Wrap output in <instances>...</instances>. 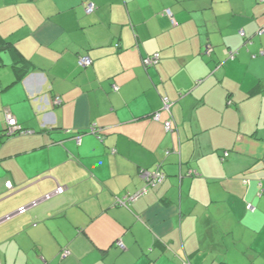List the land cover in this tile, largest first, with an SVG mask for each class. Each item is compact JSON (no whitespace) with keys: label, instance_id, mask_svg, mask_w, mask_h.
<instances>
[{"label":"crops","instance_id":"crops-1","mask_svg":"<svg viewBox=\"0 0 264 264\" xmlns=\"http://www.w3.org/2000/svg\"><path fill=\"white\" fill-rule=\"evenodd\" d=\"M0 35V264H264V0H0Z\"/></svg>","mask_w":264,"mask_h":264},{"label":"built area","instance_id":"built-area-1","mask_svg":"<svg viewBox=\"0 0 264 264\" xmlns=\"http://www.w3.org/2000/svg\"><path fill=\"white\" fill-rule=\"evenodd\" d=\"M96 10V5L92 2H89L85 5V12L86 14L90 15L92 13H94ZM166 16L170 17L171 19H173V14L170 10H166L164 13ZM242 35H244V33H241ZM231 58H234V54L231 55ZM160 62V55L159 54H155L152 56H148L143 60V66L144 67H153L156 66L158 63ZM79 66L83 69H86L88 67H90L91 65H93V61L90 57L88 56H82L79 58ZM115 90H118V88H116ZM53 103L55 105H60L62 104V101L60 98H56ZM170 108H171V102L169 101L168 98H165L163 101V110H166L168 112H170ZM154 119L157 121H160V113H156L154 115ZM6 121H7V129L5 131L6 136H14L16 134H24L25 131L18 125V121L16 119V117L12 114H7L6 117ZM165 129L167 132H170L173 130V122L171 120L167 121L165 123ZM141 178L143 180L146 181L147 183V188L149 187H155L158 184H160L163 179H164V174L161 172H149V171H142L141 172ZM11 184L8 183L7 187L11 188ZM147 188L143 189L141 192L131 196V195H127L124 199L119 200V204L127 206L128 203H131L135 200H137L139 197H141L143 194H146L147 192ZM64 193V188L62 187H58V189L51 194H48L44 197V200H49L51 199L54 195H60ZM38 204V202H34L32 203L30 206L34 207ZM30 207H22L20 208L15 214L13 215H9L3 219L0 220V224H2L3 222H6L8 220H10L12 217H14L16 214L22 215L25 214L27 212V210ZM118 247H120L121 249H124V245L121 241H119L117 243ZM68 253L66 252L64 257L67 256Z\"/></svg>","mask_w":264,"mask_h":264},{"label":"trees","instance_id":"trees-1","mask_svg":"<svg viewBox=\"0 0 264 264\" xmlns=\"http://www.w3.org/2000/svg\"><path fill=\"white\" fill-rule=\"evenodd\" d=\"M93 3V2H92ZM97 8V7H96ZM13 50H16L15 48H14V46L10 43V42H8L7 40H5L1 35H0V55L2 54V53H4V52H7V51H13ZM17 51V50H16ZM233 59V58H232ZM17 135V134H16ZM4 136H6V134H5V132H4ZM142 172V171H141ZM140 178H141V173H140ZM164 178H165V175H164ZM142 179V178H141ZM164 180V179H163ZM145 181V180H144ZM163 182V181H162ZM161 182V183H162ZM146 183V182H145ZM147 185V184H146ZM145 188H147V186L145 187ZM144 188V189H145ZM148 189L149 188H147V192H148ZM146 192V193H147ZM139 193V192H138ZM144 195V194H143ZM142 195V196H143ZM118 246V245H117Z\"/></svg>","mask_w":264,"mask_h":264},{"label":"rangeland","instance_id":"rangeland-1","mask_svg":"<svg viewBox=\"0 0 264 264\" xmlns=\"http://www.w3.org/2000/svg\"><path fill=\"white\" fill-rule=\"evenodd\" d=\"M1 70L5 71V70H7V69H5V67H2V68H0V71H1Z\"/></svg>","mask_w":264,"mask_h":264}]
</instances>
